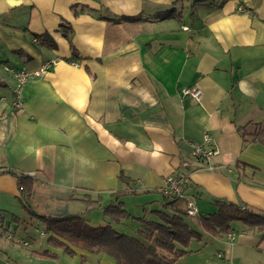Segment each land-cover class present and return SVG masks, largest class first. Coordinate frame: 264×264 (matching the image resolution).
Returning a JSON list of instances; mask_svg holds the SVG:
<instances>
[{"label":"crops","instance_id":"0c3cea01","mask_svg":"<svg viewBox=\"0 0 264 264\" xmlns=\"http://www.w3.org/2000/svg\"><path fill=\"white\" fill-rule=\"evenodd\" d=\"M50 60L14 108L16 81L3 66L33 73ZM262 121L264 0H0V169L34 179L29 206L38 215L80 214L97 227L103 208L119 203L130 219L115 231L135 222L133 237L152 244L138 219L180 212L200 238L175 264H264L263 230L234 220L213 235L199 222L216 213L214 201L264 215V146L243 147L237 132ZM205 133L219 150L216 169L182 168ZM1 171L0 264H116L76 248L69 256L43 233L32 242L9 230L20 194ZM182 172L184 196L165 198L164 178ZM87 195L100 206L85 210ZM189 198L193 216L184 211ZM43 250L56 257L35 255Z\"/></svg>","mask_w":264,"mask_h":264},{"label":"trees","instance_id":"16d2710c","mask_svg":"<svg viewBox=\"0 0 264 264\" xmlns=\"http://www.w3.org/2000/svg\"><path fill=\"white\" fill-rule=\"evenodd\" d=\"M60 29L69 41L70 27L61 23ZM34 38L36 41L44 39L39 35H34ZM237 132L241 136L243 147L249 142L264 146L263 121L249 122L242 127H237ZM0 170H2L1 173L10 174L17 179L19 202L27 216L37 220L42 233L47 235V244L61 249L69 256L74 254V248H76L91 254H105L116 264H175L178 257L187 253L184 248L189 242L200 238V234L184 220L180 212L168 215L157 211L155 220L138 219L141 237L143 239L153 237L152 244L118 233L112 225L130 219V215L119 203H111L103 208L105 221L97 227L89 226L80 214L63 217L38 215L29 206V196L34 179L9 168ZM80 201L85 210L100 206V199H93L89 195ZM214 204L217 207L216 213L199 219L201 226L211 234H226L230 231V223L234 220H241L247 228H258L264 232V215L248 210L240 211L235 205L224 201H214ZM35 255L50 259L56 257L48 250L37 252Z\"/></svg>","mask_w":264,"mask_h":264},{"label":"built area","instance_id":"2783aa9c","mask_svg":"<svg viewBox=\"0 0 264 264\" xmlns=\"http://www.w3.org/2000/svg\"><path fill=\"white\" fill-rule=\"evenodd\" d=\"M56 63L55 60H50L44 63V65L36 72L30 73L24 69L14 70L8 66L4 65V70L9 72L16 81V87L13 91V99L11 105L14 108H21L23 99V88L29 80L35 76H41L48 71V68ZM183 93L190 95L194 99L198 100L201 98V91L194 88H185ZM219 155L218 148L211 143L210 137L205 133L203 135V141L201 144H191V149L189 151L188 159L181 162V167L190 171L202 168L207 171H214L216 166L213 160ZM230 172V171H229ZM186 173H178L176 175L167 176L163 180L162 187L160 189L161 193L165 198L168 199H179L185 194V189L188 185L189 178ZM185 214L187 216H193L196 212V207L194 200L189 198L185 206ZM232 240L233 235H228ZM19 243H26L19 240Z\"/></svg>","mask_w":264,"mask_h":264},{"label":"rangeland","instance_id":"374dc122","mask_svg":"<svg viewBox=\"0 0 264 264\" xmlns=\"http://www.w3.org/2000/svg\"><path fill=\"white\" fill-rule=\"evenodd\" d=\"M4 68V66H3ZM6 72V71H5ZM18 213L17 214V218H18V222L14 223V222H11L9 223V230H12L13 231V228L16 227V234L18 237L24 239V240H27V241H30L31 240L32 242L34 241H38L39 237L41 236L40 234L42 233V230L41 228L38 226V222L37 220L35 219H31L29 218L28 216H26V212L23 211V208L22 206L18 207ZM21 220V221H20ZM190 223V222H189ZM126 225H130L128 228V230H124V231H117L119 233H122V232H126V233H122V234H128V236H137V233H135L136 229L134 228L135 225H137L135 222H125ZM134 225V226H133ZM191 226H193L194 224L193 223H190ZM6 229H8L6 227Z\"/></svg>","mask_w":264,"mask_h":264}]
</instances>
